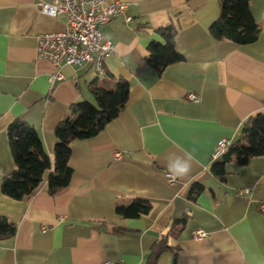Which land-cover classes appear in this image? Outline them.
I'll return each instance as SVG.
<instances>
[{
  "label": "crops",
  "instance_id": "crops-1",
  "mask_svg": "<svg viewBox=\"0 0 264 264\" xmlns=\"http://www.w3.org/2000/svg\"><path fill=\"white\" fill-rule=\"evenodd\" d=\"M39 1L0 0V184L13 169L12 119L32 124L52 156L55 125L74 102L93 101L90 83L112 88L124 78L128 100L98 135L73 141L67 187L50 194L44 179L20 200L0 189V217L16 225L0 238V264H147L162 237L171 249L156 264H264V156L227 162L223 180L209 170L217 142H243V122L264 112V0H249L260 31L246 44L211 39L218 0H122L130 19L120 14L100 29L113 42L101 73L96 55L59 69L37 58L36 35L62 31L66 21L42 14ZM169 25L184 59L158 73L147 47L163 43L156 30ZM191 92L196 101L186 98ZM185 153L193 156L190 175L168 182V158ZM195 182L203 189L191 198ZM135 197L149 201L147 214L115 212ZM182 216L183 228L169 232ZM197 229L206 235L195 238Z\"/></svg>",
  "mask_w": 264,
  "mask_h": 264
},
{
  "label": "trees",
  "instance_id": "trees-1",
  "mask_svg": "<svg viewBox=\"0 0 264 264\" xmlns=\"http://www.w3.org/2000/svg\"><path fill=\"white\" fill-rule=\"evenodd\" d=\"M220 11L217 19L209 25L211 39L229 40L237 44L253 42L260 28L249 12V0H218ZM164 42L151 41L147 47L146 62L160 73L166 65L182 61L183 54L175 43V28L171 25L156 30ZM112 74H107L111 76ZM112 88L92 82L89 92L93 101L80 100L71 104L68 114L54 127L55 144L52 156L42 147L39 134L29 122L15 118L6 126V136L13 162V169L2 178L1 192L15 200L26 197L44 179L48 192L54 194L68 186L72 175L69 156L73 141L98 135L106 124L124 109L128 100L129 84L124 78H116ZM243 142H231L226 152L209 165L210 172L219 180L225 177V165L233 161L243 165L250 158L264 156V112H256L241 127ZM203 187L193 183L189 197L194 198ZM149 201L135 197L125 204L115 205V212L125 218L147 214ZM186 216L173 220L169 232L178 233ZM14 222L0 217V238L12 237L16 231ZM166 238L158 239L147 254L146 263L156 264L160 255L170 250Z\"/></svg>",
  "mask_w": 264,
  "mask_h": 264
},
{
  "label": "built area",
  "instance_id": "built-area-1",
  "mask_svg": "<svg viewBox=\"0 0 264 264\" xmlns=\"http://www.w3.org/2000/svg\"><path fill=\"white\" fill-rule=\"evenodd\" d=\"M39 10L47 16H65V26L62 31L41 32L36 35L35 53L37 58L48 60L56 69L62 65L79 66L84 62L95 60V70L101 73L104 58L113 51V42L105 39L101 33V27L114 16L125 15L126 4L122 0H49L39 1ZM60 75L59 71L56 77ZM189 100L196 101L194 93L186 95ZM231 142L220 139L215 146L213 156L220 157L227 151ZM166 179L174 181L168 173ZM246 190H239L242 195ZM264 210V204H261ZM204 230L197 229L194 237L199 239L206 235ZM104 264H124L123 262L106 261Z\"/></svg>",
  "mask_w": 264,
  "mask_h": 264
},
{
  "label": "clouds",
  "instance_id": "clouds-1",
  "mask_svg": "<svg viewBox=\"0 0 264 264\" xmlns=\"http://www.w3.org/2000/svg\"><path fill=\"white\" fill-rule=\"evenodd\" d=\"M193 156L185 153L184 156H170L167 162V173L173 179H183L192 171Z\"/></svg>",
  "mask_w": 264,
  "mask_h": 264
},
{
  "label": "rangeland",
  "instance_id": "rangeland-1",
  "mask_svg": "<svg viewBox=\"0 0 264 264\" xmlns=\"http://www.w3.org/2000/svg\"><path fill=\"white\" fill-rule=\"evenodd\" d=\"M107 87V86H106Z\"/></svg>",
  "mask_w": 264,
  "mask_h": 264
}]
</instances>
